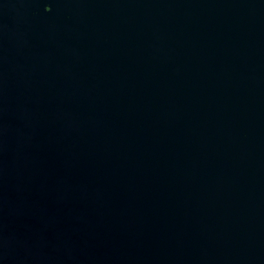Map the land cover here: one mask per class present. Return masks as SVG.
<instances>
[{
  "label": "water",
  "instance_id": "95a60500",
  "mask_svg": "<svg viewBox=\"0 0 264 264\" xmlns=\"http://www.w3.org/2000/svg\"><path fill=\"white\" fill-rule=\"evenodd\" d=\"M0 264H264V0H0Z\"/></svg>",
  "mask_w": 264,
  "mask_h": 264
}]
</instances>
